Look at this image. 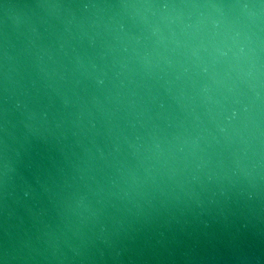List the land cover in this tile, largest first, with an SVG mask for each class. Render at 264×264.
<instances>
[{
    "label": "water",
    "instance_id": "95a60500",
    "mask_svg": "<svg viewBox=\"0 0 264 264\" xmlns=\"http://www.w3.org/2000/svg\"><path fill=\"white\" fill-rule=\"evenodd\" d=\"M0 264H264V0H0Z\"/></svg>",
    "mask_w": 264,
    "mask_h": 264
}]
</instances>
